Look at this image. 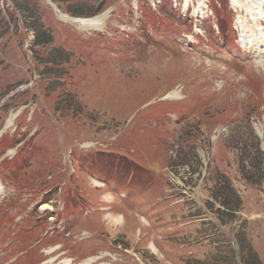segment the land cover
Instances as JSON below:
<instances>
[{
	"label": "rangeland",
	"instance_id": "374dc122",
	"mask_svg": "<svg viewBox=\"0 0 264 264\" xmlns=\"http://www.w3.org/2000/svg\"><path fill=\"white\" fill-rule=\"evenodd\" d=\"M161 1L0 0V264H264V0Z\"/></svg>",
	"mask_w": 264,
	"mask_h": 264
},
{
	"label": "trees",
	"instance_id": "16d2710c",
	"mask_svg": "<svg viewBox=\"0 0 264 264\" xmlns=\"http://www.w3.org/2000/svg\"><path fill=\"white\" fill-rule=\"evenodd\" d=\"M31 1L32 0H19V2H21V3H19L18 6H19V8H21V10L24 7V9H23L24 11L22 10L24 17L28 18V16L30 15L35 19V16H34L35 13H32L33 9H31L29 7V3ZM68 10H69V12H71L72 15H76V16H81V15L85 14V13H82L80 11V10H82L81 5H77V4L68 5ZM100 10H101L100 8L97 9V11L92 12L89 16H93V15L97 14ZM34 19H32V20H34ZM27 22L29 23V28L31 30H35V39L33 42V47L46 46V45L51 44V42H53L54 38L52 36H49L48 33L41 32L38 30L37 23L35 21L32 22V21H28V19H27ZM58 60H59V57H58ZM54 61H57L56 57H52V63ZM59 61H62V60H59ZM65 61H67V59ZM56 64H58V62ZM255 148L257 150L256 156L252 159L251 163L249 164L250 165L249 168L251 170L253 167H257L254 169L257 170L256 172L258 174L259 171H262L264 169V153L259 149L258 143L255 144ZM244 162H245V160L242 159V163H244ZM254 162H256L255 165H254ZM243 168L246 169V167L244 165L241 167V169H243ZM255 170H252V174H255V173H253V171H255ZM248 172L243 169L242 174L244 176H247ZM223 178H226V177H223ZM249 178H252L251 175L249 176ZM225 180H227V179H225ZM228 183H229V181H227V183H224L220 179L216 185L217 186L216 188L218 189L217 190L218 194L216 196H214L215 199L219 201L220 206H222V209L219 208V212H218V217L222 220H223V218H222L223 214L225 212L230 213L228 215L231 216L232 214H234L240 210L239 208H240V201L241 200H240L238 194H236V192H234L232 187H229V188L223 187V186L228 185ZM233 216H235V215H233ZM245 236L246 235L243 233L239 238L240 253L238 255H236V253H235L233 256H229V257L224 258L222 260L223 261L222 264H225V263L226 264H262L257 252L254 250L253 246L247 242ZM195 262H197L196 264H201L199 260H196Z\"/></svg>",
	"mask_w": 264,
	"mask_h": 264
},
{
	"label": "bare ground",
	"instance_id": "6f19581e",
	"mask_svg": "<svg viewBox=\"0 0 264 264\" xmlns=\"http://www.w3.org/2000/svg\"><path fill=\"white\" fill-rule=\"evenodd\" d=\"M257 1H261V0H257ZM264 3V2H263ZM257 3H255V5H256ZM258 5V4H257ZM258 7V6H257ZM260 7H262V5L260 4V6L258 7V8H260ZM257 8V9H258ZM261 9V8H260ZM263 10V9H262ZM259 11V10H258ZM262 12V11H261ZM260 13V12H259ZM263 13V12H262ZM95 19H98V20H100L101 18L100 17H98V18H95ZM76 21H77V24H78V22H80V20H78V19H76ZM80 24V23H79ZM250 44V42H247V45H249ZM173 92H176V94L177 95H172V93ZM178 96V93H177V91H172V92H170V95H169V97H177ZM13 116L14 115H12V117H11V119L9 120V123H10V121L12 120V118H13ZM2 188H0V190H1ZM3 190V189H2ZM115 224V223H114ZM52 252V250H50L48 253H51ZM66 262V264H71V262H70V260L69 261H65ZM92 262H93V260L90 258V259H87V261L85 262V263H82V264H92Z\"/></svg>",
	"mask_w": 264,
	"mask_h": 264
}]
</instances>
